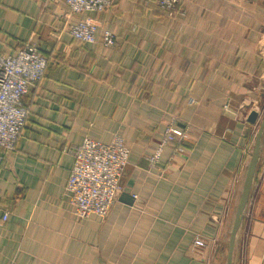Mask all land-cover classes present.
<instances>
[{
    "label": "crops",
    "instance_id": "1",
    "mask_svg": "<svg viewBox=\"0 0 264 264\" xmlns=\"http://www.w3.org/2000/svg\"><path fill=\"white\" fill-rule=\"evenodd\" d=\"M80 18L114 30L116 48L76 41ZM29 42L48 70L23 99L17 149L0 150V264H227L264 118V0H182L173 18L149 0L81 16L62 0H0V52ZM172 124L186 137L164 144ZM117 135L130 150L119 198L79 220L65 149ZM233 264H264V130Z\"/></svg>",
    "mask_w": 264,
    "mask_h": 264
},
{
    "label": "built area",
    "instance_id": "2",
    "mask_svg": "<svg viewBox=\"0 0 264 264\" xmlns=\"http://www.w3.org/2000/svg\"><path fill=\"white\" fill-rule=\"evenodd\" d=\"M72 16L87 12L103 13L116 0H62ZM166 12L169 18L177 13L182 0H149ZM69 33L83 44H100L108 50L117 46L116 32L110 28L101 29L93 19L80 18L69 27ZM48 59L33 42L18 48L14 54L0 52V150L12 153L17 149L29 110L23 99L46 76ZM184 132L177 131L172 124L164 133V144L185 138ZM74 156V166L66 185V194L79 220L96 216L106 218L116 204L122 190V178L129 164L130 150L124 138L117 135L109 144H102L86 138L77 147L65 149ZM157 152L151 162L158 161ZM5 196L0 191V212L7 222L10 216L4 209ZM208 243L202 236L196 237L194 250L200 253Z\"/></svg>",
    "mask_w": 264,
    "mask_h": 264
},
{
    "label": "water",
    "instance_id": "3",
    "mask_svg": "<svg viewBox=\"0 0 264 264\" xmlns=\"http://www.w3.org/2000/svg\"><path fill=\"white\" fill-rule=\"evenodd\" d=\"M258 118H259V113L257 111H253L249 116V122L254 124L258 121ZM263 130H264V118L261 122L259 131L257 134L254 153L252 155L251 161L247 169L243 192H242L240 202H239V205L236 211L235 223H234L233 230H232L231 237H230L227 264H233V254H234V249H235V244H236V238H237L238 232L241 228V225L244 219L246 207L249 202L253 182L255 179L256 171H257L258 162L260 159V146H261V137L263 134Z\"/></svg>",
    "mask_w": 264,
    "mask_h": 264
}]
</instances>
